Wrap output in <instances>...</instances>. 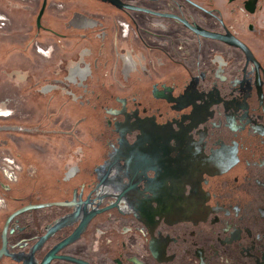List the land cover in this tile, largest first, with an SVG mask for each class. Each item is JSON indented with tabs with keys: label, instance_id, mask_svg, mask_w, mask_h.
<instances>
[{
	"label": "flooded vegetation",
	"instance_id": "af4514ba",
	"mask_svg": "<svg viewBox=\"0 0 264 264\" xmlns=\"http://www.w3.org/2000/svg\"><path fill=\"white\" fill-rule=\"evenodd\" d=\"M117 1L150 10L103 2L150 51L146 80L116 96L94 172L24 204L52 203L36 221L7 215L0 264H264V0Z\"/></svg>",
	"mask_w": 264,
	"mask_h": 264
},
{
	"label": "rangeland",
	"instance_id": "374dc122",
	"mask_svg": "<svg viewBox=\"0 0 264 264\" xmlns=\"http://www.w3.org/2000/svg\"><path fill=\"white\" fill-rule=\"evenodd\" d=\"M103 2L0 0L7 16L0 21V103L10 111L0 117V226L30 201L57 202L80 181L75 175L94 172L118 139L109 126L116 96L140 91L132 89L146 80L150 51L122 12ZM131 13L147 42L162 39L146 31L163 33L150 17ZM45 49L48 55L38 52ZM51 210L18 218L36 221Z\"/></svg>",
	"mask_w": 264,
	"mask_h": 264
},
{
	"label": "water",
	"instance_id": "95a60500",
	"mask_svg": "<svg viewBox=\"0 0 264 264\" xmlns=\"http://www.w3.org/2000/svg\"><path fill=\"white\" fill-rule=\"evenodd\" d=\"M104 1H106V0H104ZM108 1L111 2L112 4L118 6V7H125V8H129V9H134V10L150 11V10H147L146 8L137 7V6H134V5H131V4H127V3H123V4H122V3H120V2L117 1V0H108ZM43 9H44V7H43ZM43 9H42V11H43ZM42 11H41L40 15L42 14ZM192 28H194V27H192ZM194 29H195L197 32H199V33H203V34H205V35H207V36H210V37L212 36L211 33L207 32V31H201V30H199L198 28H194ZM212 37H214V36H212ZM124 137H125V135H124ZM58 204H64V203H58ZM50 205H52V203H47V204H30V205H27V206H25V207H23V208H21V209L15 211V212L12 213V214L10 215V217L8 218V220H7V222H6V226H5V230H4V231L6 232L9 223H10V222L12 221V219H13L14 217H16L17 215H19V214H21V213H23V212H25V211H29V210H33V209H37V208H40V207H43V206H50ZM49 259H50V258L47 259V262L49 261Z\"/></svg>",
	"mask_w": 264,
	"mask_h": 264
},
{
	"label": "bare ground",
	"instance_id": "6f19581e",
	"mask_svg": "<svg viewBox=\"0 0 264 264\" xmlns=\"http://www.w3.org/2000/svg\"><path fill=\"white\" fill-rule=\"evenodd\" d=\"M1 18H4L2 15H0V19ZM5 19V18H4ZM43 54H46V55H48L49 54V50L47 49V50H40ZM5 106L6 105H4V104H1L0 103V110L2 111V112H6V108H5ZM2 115V114H1ZM4 115H7V114H4Z\"/></svg>",
	"mask_w": 264,
	"mask_h": 264
},
{
	"label": "crops",
	"instance_id": "0c3cea01",
	"mask_svg": "<svg viewBox=\"0 0 264 264\" xmlns=\"http://www.w3.org/2000/svg\"><path fill=\"white\" fill-rule=\"evenodd\" d=\"M70 186H71V187H70ZM70 186H69V187H66V188H67V189L69 188L68 190H71V189H72V184H71Z\"/></svg>",
	"mask_w": 264,
	"mask_h": 264
},
{
	"label": "built area",
	"instance_id": "2783aa9c",
	"mask_svg": "<svg viewBox=\"0 0 264 264\" xmlns=\"http://www.w3.org/2000/svg\"><path fill=\"white\" fill-rule=\"evenodd\" d=\"M2 200H0V202H1Z\"/></svg>",
	"mask_w": 264,
	"mask_h": 264
}]
</instances>
